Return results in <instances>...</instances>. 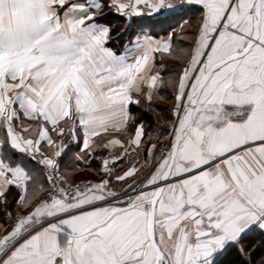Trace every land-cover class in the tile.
Here are the masks:
<instances>
[{
	"label": "snow or ice",
	"instance_id": "1",
	"mask_svg": "<svg viewBox=\"0 0 264 264\" xmlns=\"http://www.w3.org/2000/svg\"><path fill=\"white\" fill-rule=\"evenodd\" d=\"M0 264H264V0H0Z\"/></svg>",
	"mask_w": 264,
	"mask_h": 264
},
{
	"label": "trees",
	"instance_id": "2",
	"mask_svg": "<svg viewBox=\"0 0 264 264\" xmlns=\"http://www.w3.org/2000/svg\"><path fill=\"white\" fill-rule=\"evenodd\" d=\"M86 175H90V174H86Z\"/></svg>",
	"mask_w": 264,
	"mask_h": 264
}]
</instances>
